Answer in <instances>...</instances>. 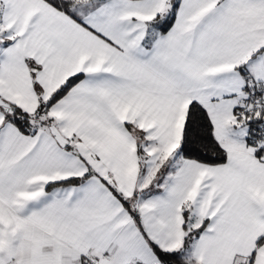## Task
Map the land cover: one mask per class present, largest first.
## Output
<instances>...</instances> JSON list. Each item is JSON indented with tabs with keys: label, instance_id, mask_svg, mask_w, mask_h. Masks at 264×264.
Returning <instances> with one entry per match:
<instances>
[{
	"label": "snow or ice",
	"instance_id": "obj_1",
	"mask_svg": "<svg viewBox=\"0 0 264 264\" xmlns=\"http://www.w3.org/2000/svg\"><path fill=\"white\" fill-rule=\"evenodd\" d=\"M0 264H264V0H0Z\"/></svg>",
	"mask_w": 264,
	"mask_h": 264
}]
</instances>
